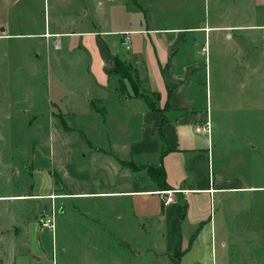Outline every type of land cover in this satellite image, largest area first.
I'll list each match as a JSON object with an SVG mask.
<instances>
[{"label": "crops", "instance_id": "1", "mask_svg": "<svg viewBox=\"0 0 264 264\" xmlns=\"http://www.w3.org/2000/svg\"><path fill=\"white\" fill-rule=\"evenodd\" d=\"M134 1L137 6L131 0H97L93 4L77 0V8L53 11L48 16L44 12L42 16L31 14L27 6L12 8V0H0V46H10L7 51L0 48V68L4 65L1 61L7 59L12 60L7 67L14 69L13 72L0 69V91L6 82L20 87H25L27 81L34 84L32 53L35 60L45 57L47 89L49 55L57 57L54 71L64 73L60 62L65 54L73 55L66 66L73 85L79 90L83 88L84 95L72 99L63 95L60 102L48 99V110L52 103L57 104L63 114L55 117L60 127L63 123L59 115L66 125L63 131L57 129L68 142L62 151V163L68 156L69 140H74L69 135L76 133L65 121L66 116L72 114L77 120L81 111L93 116L92 112H97L93 105L102 102L99 110L127 111L125 117L137 126L131 136L121 140L109 136L106 141L101 137L105 142L97 146L90 143L83 151L82 161L114 163L119 187L97 191H66L61 187L63 178L51 167L54 148L51 151L50 146L44 147L43 143L18 134L20 138L9 143L12 146L9 152L4 149L5 142L13 136L0 133V264H54L45 248L49 238L46 231L53 238L54 229L42 227L39 215L50 212L52 205L56 209L58 198L99 196L125 199L133 230L160 237V250L151 251L152 255H158V259L153 257L158 264H264L263 245L254 250L251 239L246 241L250 244H240L235 255L231 256L229 251L234 242L230 238L235 236H256L264 242V199L254 194L264 192V185L246 182L238 173H227L230 164L226 166L215 143L222 140L218 123L214 124L210 118L209 133L195 131L209 115L208 111L212 112L213 95L220 94L212 77L255 73L256 49L264 48V37L260 35L257 40L254 31H264V22L208 21L199 25L153 26L148 20L153 4L148 8L139 0ZM230 1L235 10L239 0ZM212 2L222 5L221 0ZM242 2L264 6V0ZM124 32L130 35L128 49L121 44ZM28 54L29 66L15 63L19 55ZM115 55L133 67L141 91L159 95L155 104L163 115L150 110L142 98L119 96L115 92L111 73ZM26 74L30 77L23 78ZM63 77L58 75L56 79L63 82ZM237 85H242L240 78ZM21 112L29 114L28 110ZM36 116L29 118L27 126L35 123ZM83 125L80 127L87 130ZM92 130L104 135L102 129ZM51 131L55 132L54 128ZM47 150L49 158L44 153ZM125 162L132 167L122 164ZM159 165L165 170L170 188L167 191L173 192L169 203L164 201L166 190L151 179L148 170ZM66 168L64 164L61 169ZM23 172L29 174L31 183L27 182L26 189L20 190L16 184L21 180L19 177L23 178ZM9 182L11 190L7 189ZM115 218L122 224V216ZM90 219L97 221L86 216V220ZM108 234L115 236L116 232ZM120 234L124 235L121 232L116 236ZM250 246L254 252L251 255L247 252Z\"/></svg>", "mask_w": 264, "mask_h": 264}, {"label": "rangeland", "instance_id": "2", "mask_svg": "<svg viewBox=\"0 0 264 264\" xmlns=\"http://www.w3.org/2000/svg\"><path fill=\"white\" fill-rule=\"evenodd\" d=\"M12 1L14 4L12 8L27 6L31 14L36 15L39 13L42 16L44 12L48 16V14L52 15L53 11L77 8L75 5L78 3L77 0ZM84 1L85 3L93 4L97 0ZM131 1L137 6L134 0ZM139 1L148 8L153 4V8L148 15V20L151 21L153 26H169V24L199 25L208 21L209 23H214L215 21L237 22V20L252 21L254 23L264 22V6L259 3L257 7L255 5L251 6L248 2H242V0L237 1L238 6L235 7V10H233L234 7L231 6L232 2L230 1V3L229 0H221L222 5H216L212 2L213 0ZM206 4L209 5V8L206 7ZM254 32L258 36H255L257 40L261 36L264 37V31L255 30ZM257 45L259 44L257 43ZM0 48L3 51L10 50V46L8 48L6 44L1 45ZM53 51L58 52V50ZM256 51L254 61L257 62V68L255 73L249 76L242 75L241 77L238 75L212 77L214 87H219L220 94L216 93L215 96L213 95V110L212 112L208 111V114L209 119L211 118L214 124H219L222 140H215V143L218 149L221 150L220 153L223 160L226 161V166L230 164L227 173H238L246 182L264 185V48L260 47ZM33 54L31 56V68L34 75V84L31 85L27 81L25 87H20L19 85L6 82L2 85L0 91V117L3 119L2 124H0V133L5 136L7 134H12L11 136H13L12 139L5 142L7 146L4 149H8L11 152L9 148H12V146L9 143L16 142L20 138L18 134L25 135L26 138H31L32 141L37 140L43 143L44 147L50 146L51 151L55 150L51 157V167H54L63 178L61 187H64L66 191L112 190L119 187L118 185L120 184L117 183L114 163H111L107 158H103L108 160L107 162L98 160L96 163L93 159L82 161V153L87 148V145L90 146V143L95 146L101 145V142L109 140V136L110 138H117V140L131 136L135 134L137 126L129 118L125 117L127 111L111 110L109 114L104 110H99L102 108V102L93 105V108L97 109L96 113L92 112L95 117L82 111L78 116L75 115L78 117L77 120H74L76 118H73L72 114L66 116L65 121L73 126V130L78 134L70 133V139L74 138V140H69L71 144L69 146L70 149L68 148V156L62 163V151L68 142H66L65 134L57 130L63 131V126L60 127L59 120L55 116L63 113L59 111L57 104L53 103L48 110V99L52 98L60 102L59 99L63 95L70 99L77 96L81 98L84 95V91L83 88L80 90L76 89L73 81L70 80L72 76L66 65L69 60H72V54H65L64 59L60 62L61 67L66 70L65 73L54 71L57 57L49 55L48 79L50 87L48 89L45 83V57L42 56L41 59L35 60ZM29 57V54L26 56L19 55L15 63L21 62L23 64L24 62L26 66H29ZM10 62L7 59L1 61L4 64L2 68H8L7 63ZM81 62L83 65V60ZM8 69L11 72L14 71L11 67ZM27 71H29L28 68ZM130 73L134 78L135 73L132 66ZM7 75H5L4 79L7 78ZM58 75L64 76L63 82H59L56 79ZM22 76L23 78L24 76L30 77L29 74ZM239 78L242 82L241 87L237 85ZM11 79L13 80V77ZM112 81L115 86V92L119 96L126 94L133 96V91L128 81L125 82V86L121 81H118L117 76H112ZM134 82L135 85L139 86L136 80ZM11 87L16 89H11ZM138 91L141 94L142 91ZM150 97L152 98L153 96L151 95ZM22 109L28 110L29 114L21 112ZM33 115H37L34 119L35 123L32 122L30 126H27L31 122L30 119H33ZM50 115L53 116L51 119L49 118ZM77 122L80 124L77 125ZM82 123L85 124L83 126L87 130L80 127ZM52 128L55 130L53 133L51 131ZM97 128L103 130V136L102 133L99 136L92 130ZM124 128H126V132ZM101 137H104L105 141L101 140ZM107 150L109 149L107 148ZM49 151L44 152L48 158ZM64 164L67 168L61 169ZM122 164L131 165L132 167L129 162ZM23 173V178L19 177L18 179L21 180H18L19 182L16 184L20 190L26 189L28 186L27 182L28 184L31 183V179H28L29 174ZM11 175L14 176V174ZM121 179L127 180L126 178ZM20 181H23V183ZM64 181L68 189L65 187ZM14 182H16L15 177ZM7 189H12L10 182L7 185ZM254 194L260 199H264V192H255ZM30 203L32 202L30 201ZM57 203L58 206L54 213V236L52 238V235L46 231L49 238L48 245L45 247L51 255L54 264H158V262L153 260V257L157 258L158 255L156 253L152 255L151 253L155 250H160L158 247V239L160 237L154 236L152 233L144 235V233L136 231L135 228L133 230L132 217L129 215L130 207L127 206L129 204L125 199L115 200L112 197L102 196L84 199L74 197L58 198ZM116 215L122 216V224L119 223L120 220H116ZM86 216L93 217L97 221L86 220ZM109 232H116V234L114 236L108 234ZM117 232H123L124 235L120 234V237H118L116 236ZM250 239L254 250L258 249L259 245H263L262 248L264 249V242L259 237L235 236V238H230V242L234 241L233 244L229 245L230 255H235L237 247L243 242L250 244L246 242ZM121 242L126 243L121 245ZM109 246H111L110 249H107ZM252 248L250 246L247 250L249 255L253 252ZM159 264L163 263L159 262Z\"/></svg>", "mask_w": 264, "mask_h": 264}, {"label": "trees", "instance_id": "3", "mask_svg": "<svg viewBox=\"0 0 264 264\" xmlns=\"http://www.w3.org/2000/svg\"><path fill=\"white\" fill-rule=\"evenodd\" d=\"M113 62H114V68L113 70L111 71V73L114 75V76H117L118 77V81H121L124 86H125V82L128 81L132 91H133V97H136V98H142L144 100V102L146 103L147 107L150 109V110H153V111H160L161 114L163 115V110L162 109H159L157 107V105L155 104V101L156 99L159 98V95L156 93H153L152 96L154 97V99H152L150 96L151 95H148L147 93L145 92H141V94L139 93L138 90L139 89V86L135 85V82L134 80H136V83L139 85V80H137L136 76L134 75V78L133 76L131 75L130 71H131V66L128 65L126 62H124L123 60H121L118 56H113ZM134 79V80H133ZM62 123H63V126H66L64 124V121L62 119V116L59 115L58 116ZM165 118L164 116L162 117V121H164ZM162 138V136H161ZM149 173H150V177L151 179L157 184V185H160L164 190H168L170 189L169 188V184H167L166 180H165V170H163V167L161 165H159L157 168H149Z\"/></svg>", "mask_w": 264, "mask_h": 264}, {"label": "built area", "instance_id": "4", "mask_svg": "<svg viewBox=\"0 0 264 264\" xmlns=\"http://www.w3.org/2000/svg\"><path fill=\"white\" fill-rule=\"evenodd\" d=\"M123 34V39H122V46L125 49L129 48V43H130V35L129 32H124ZM211 130V123H210V119H209V115H207V117L202 121V125L197 126L195 128V131L197 133H209ZM166 194V196L164 197V201L165 203H169L172 199V191H167L164 192ZM53 198V197H52ZM54 213H55V207L52 205L50 212L46 213V214H41L39 215V223L42 227H46L50 230L53 231L54 229V223H55V218H54Z\"/></svg>", "mask_w": 264, "mask_h": 264}]
</instances>
